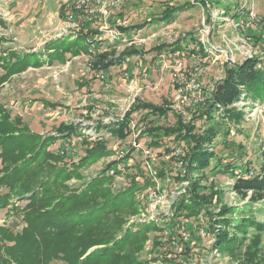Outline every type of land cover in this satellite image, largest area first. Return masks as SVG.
<instances>
[{
	"label": "rangeland",
	"instance_id": "obj_1",
	"mask_svg": "<svg viewBox=\"0 0 264 264\" xmlns=\"http://www.w3.org/2000/svg\"><path fill=\"white\" fill-rule=\"evenodd\" d=\"M168 1L119 0L118 6L113 8L108 7L109 2H106L103 9L94 8L93 17L76 21L72 18L73 0H0V52L4 49V52L13 51L18 57L35 53L30 57L26 56L35 61L36 58L39 57L40 60V57H43L42 49L45 45L55 40L66 39L64 44L69 49L76 45L84 48L82 41L73 40L80 34L99 33L95 39L99 41L98 49H94L93 41L87 42L85 39V43H89V50L74 55L66 52L63 61L55 60L53 63H49L46 57L47 64L36 68L30 65L24 72L12 76L9 81L0 85V105L11 112L12 116H16L19 123L36 136L34 147L25 148L16 160L22 161L31 157L37 151L40 140L47 137V144H50L46 149L39 150V154H42L38 156L40 164L45 152H56L60 145L67 147L62 142L64 137L58 131L61 126L80 125L77 129L78 137L70 142L74 152L69 146L65 152L66 156L79 153L80 142L87 137L91 141L100 137L108 140V148L112 152L108 156L89 162L76 172V176L63 181L71 192H79L78 195L85 201L92 198L101 199L112 193L123 192L133 176L139 180L140 177L134 169L123 170L119 175L113 174L109 183L97 185L94 190L87 187V183L93 182L106 168L109 171L110 166L117 168L118 165L114 167L115 165L110 164L120 162L119 152H126L129 148H133L134 152L129 160L124 159L125 164L140 166L144 170L143 174L148 176L149 186L133 192L132 202H135L136 212L133 213L132 209L128 215L122 216L125 223L116 230V233L121 231L124 236L127 231L137 233L139 228H145L148 238L140 250L136 248V243L129 242L123 248L122 255L140 254L149 257L155 252L160 257L162 250L166 249L176 256L170 264H264V230L259 235L253 232L249 234L245 241H242L244 246L232 253H218L212 247L213 234H217L219 230L215 225L213 232L208 230V219L215 223L222 208L237 209L246 203L230 191V177L203 171L202 168L187 170L185 163L181 164L180 160L174 159L169 161L170 156L163 153L164 149L175 147L174 154L182 156L180 148L173 140L181 129V126H176L175 123L178 121L180 124H187L198 105L195 102L190 106H180L175 101V96L179 95V92L181 95L191 96L188 89L189 80L193 79L199 86L200 95L223 78L225 66L238 65L252 57H257L258 62L264 65V0H236L240 10L247 14L241 13L245 17L243 22L229 18L231 13H228L227 17L223 15V11H226L223 5L228 4L229 0H208L209 23L200 3L194 0H175L173 5H193L176 13L169 23L149 22L153 16H158L154 13H159L160 7ZM235 9L236 4L232 6L231 12H235ZM132 26H138V29L125 33L118 30ZM187 34H193L202 44L206 57L188 55L189 51L182 56L175 53L160 57L147 52L160 44L170 45ZM129 47L141 50L146 55L130 57L121 66L108 68L103 73V78L94 70L95 54L114 50L115 55H118ZM187 49L196 50L193 43H188ZM44 53L50 56L46 48ZM243 98L236 103V107L244 113L243 120L234 125L237 133L232 132L227 140L243 147L246 153L243 159L245 162L255 160L258 153L264 152V102L252 105L250 100ZM135 100L155 105L169 103L171 111L165 117H150V120H154V126L176 131L168 137L163 133L158 141L161 144L159 147L147 148L150 139L146 135L139 136L148 122L143 121L145 114L140 112L132 115V132L125 141L110 137L109 124L121 118ZM199 102H202L201 99ZM177 116L179 117L176 118ZM97 125L101 127L95 131ZM133 142L135 148L132 147ZM222 148L218 146L216 150ZM144 149L149 151L148 156L144 154ZM226 152L221 153L222 159L231 162ZM9 163L11 164L7 165L0 158V176L6 166L9 168L14 164ZM153 164L157 167L166 164L162 179L155 176L154 172L157 171L152 170ZM124 172H128V176ZM177 177L180 178L179 181H176ZM57 188H53L52 192L64 193L61 188ZM195 192L198 196L206 198L210 208L207 207L205 213L196 214L195 218L178 219L176 225H172V232L179 234V243L186 249L189 257L179 258L182 255L178 242L174 243L179 249L175 246L173 249L172 243H165L163 249L153 247L154 244L169 238L171 226H166L162 232L157 231V226L163 228L167 223L164 218L172 215L170 207L178 196L192 195ZM30 195L11 199L6 208L0 209V227L10 229L13 234L26 227L22 211L30 204ZM256 217L264 229V216ZM142 234L144 233L140 231L137 235ZM228 236L232 239L237 237L232 233ZM153 239L156 241L154 244ZM95 248L90 249L86 255ZM50 264L62 263L53 260Z\"/></svg>",
	"mask_w": 264,
	"mask_h": 264
},
{
	"label": "trees",
	"instance_id": "obj_2",
	"mask_svg": "<svg viewBox=\"0 0 264 264\" xmlns=\"http://www.w3.org/2000/svg\"><path fill=\"white\" fill-rule=\"evenodd\" d=\"M174 1L169 0L163 4L160 7V12L154 13L158 16H153L149 22L169 23L176 13L193 5L187 3L173 5ZM194 1L200 3V7L206 13V21L209 23L210 7L208 4L210 2L208 0ZM235 4V12H231V8ZM223 7L226 8V11H223L225 17L231 13L229 18L232 20L245 21V17L242 15L245 12L240 10L236 0H229L228 4H224ZM137 29L138 26H132L118 30L125 33ZM91 34H80L73 40L74 42L82 41L84 48L76 45L69 49L64 44L66 39L55 40L45 45L50 56L49 54L46 56L45 48H43V57H40V60L38 57L35 61L26 57L35 53L18 57L13 51L4 52L5 49L2 50L0 52V69L3 74H0V85L9 81L12 76L24 72L30 65L36 68L44 63L47 64L48 62H45L46 57L49 63H53L55 60L63 61L66 52L74 55L77 52L89 50V43H85V39L87 42L93 41L94 49H98L97 43L99 41L95 39L98 38L99 33ZM1 42L0 40V46H2ZM188 43H193L196 50L187 49ZM147 52L155 54V57L175 53L182 56L183 53L187 52L188 55L206 57L205 48L193 34H187L184 38H180L170 45L160 44ZM143 55L141 50L133 47L125 49L118 55H115L114 50L95 54L94 70L99 72L112 66H121L128 58L133 56L144 57L146 54ZM201 94L202 102L197 104L198 107L194 110L195 112L189 122L187 124H180L178 121L175 123L176 126H181V129L173 140L180 148L182 156L174 154L176 152L175 147L166 148L163 153L170 156L169 161L174 159L180 160L181 164L185 163L187 170L202 168L203 171L208 170L230 177L229 179L232 180L229 187L230 191L246 203L237 209L222 208L221 214H217L218 219L215 220V223L210 221V218L208 219L207 227L211 232L215 230V227L219 230L217 234H213L214 244L212 247L215 251L222 254L232 253L244 246L242 241H245L249 234L251 235L253 232V234L259 235L264 230L263 225L258 222L256 217L258 215L264 216V152L258 153L255 160L250 159L243 162L246 157L243 147L227 140L232 132L237 133L234 125L240 124L244 116L243 111L241 112L236 107V103L241 101L243 97L250 100L252 105L264 102V65L258 62L257 57H252L244 60L241 64L225 66L223 78L211 88L205 89V92ZM169 111H171L170 106L166 102L155 105L135 100L121 118L115 119L113 123L109 124V135L118 141H125L132 132L130 126L132 115L140 112L145 114L143 121L148 122L139 136H148L150 142L147 143V148L159 147L161 144L158 141L163 133L164 136L168 137L170 133L174 134L176 131L172 128L154 126V120H150V117H165ZM197 122L198 124H196ZM79 126H61L58 131L64 137L62 142L67 147L60 145V149H57L56 152L51 150L45 152L43 154L44 159L41 160L40 164L38 163V156L40 157L42 154H39V150L46 149L50 144H47L46 136L40 140L37 151L31 157L17 161V156L25 151V148L32 149L34 147L33 143H35L36 136L21 125L16 116H12L11 112L9 113L3 105H0V158L7 165L11 164L9 162L14 163L10 165L11 167L9 166L10 169L6 166L2 176H0V209L6 208L11 199L31 194L28 197L30 204L22 211L26 227L14 234L10 229L0 227V264H50L53 260L62 264H151L155 262L170 264L174 262L173 257L176 258V256L166 249L162 250L160 257L155 252H152L153 254L149 257L140 254L122 255L123 248L129 242L136 243V248L140 250L148 238L145 228H139L137 233L127 231L124 236L121 235V231L116 233L118 227L125 223L122 221V216L129 214L132 209L133 213L136 212L135 202H132L133 192L149 186L148 176L143 174V168L136 164L127 166L124 162V159L129 160L132 157L133 148L124 152V155L119 158L120 162L115 161L110 164L115 165L114 167L119 166L118 168H111L110 166L115 175L121 174L123 170L134 169L136 175L140 177L138 180L136 176H133L129 186L125 187L123 192L112 193V195L101 199L92 198L85 201L78 195L79 192H71L72 190L62 183L70 179L71 176H76V172L87 166L89 162L99 157L108 156L112 152L108 148V140L100 137L91 141L87 137L80 142V154L75 153L66 156V149L70 146L71 140L78 135ZM100 127L101 125H97L95 131ZM218 146L223 148L216 150ZM70 147L74 152V148ZM222 152H226L232 161L223 160ZM239 161L242 163L238 164ZM164 165L166 164H163L162 167L152 165V170L157 171L154 172L155 176L160 179L165 175ZM108 171L106 168L94 178L93 182L87 183V187L94 190L97 185L109 183L114 175H108ZM124 173H127L126 176L129 174L128 172ZM179 180L180 178L177 177L176 181ZM60 184L62 185L60 186ZM56 187L61 188L64 193L52 192V189ZM187 195L178 196L175 203L170 207L172 215L164 218L167 223L163 228L157 226V231L162 232L170 225L169 238L158 243L153 239V244L156 243L153 247L163 249L165 243H172L173 249L178 248L174 242L179 243L180 237L179 234L172 232V225H176L178 219L195 218L196 214L205 213L207 207L210 206L206 198L198 196L196 192ZM140 231L144 234L137 235ZM229 233L237 237L232 239L228 236ZM120 235L122 237L117 240ZM179 245L182 255L179 258L189 257L182 244L179 243ZM93 247H96L94 251L86 255Z\"/></svg>",
	"mask_w": 264,
	"mask_h": 264
},
{
	"label": "built area",
	"instance_id": "obj_3",
	"mask_svg": "<svg viewBox=\"0 0 264 264\" xmlns=\"http://www.w3.org/2000/svg\"><path fill=\"white\" fill-rule=\"evenodd\" d=\"M108 3V7L110 6L111 8L113 7H117L119 4V0H73V8H74V14L72 15V18L76 21H81L82 19H87L90 17L94 16V8L99 7V8H104V4ZM107 7V6H106ZM101 10V9H100ZM104 12V11H102ZM105 13V12H104ZM104 71H99V75H101V78H103V73ZM188 89L191 92V96H185V95H181L179 92V95L177 94L175 97V101L178 103V105L180 106H190L193 103L197 102L196 104L200 103V99L202 101V94L199 92H201L199 90V86L197 84H195V81L189 80L188 83ZM200 97V98H199ZM132 146H135V143H132ZM136 147V146H135ZM134 147V148H135ZM144 154H146V156H148L149 151L144 149ZM120 154L118 155V158H121L124 155V151L123 152H119ZM119 166H117L118 168ZM109 175H113L114 172L111 169L109 172Z\"/></svg>",
	"mask_w": 264,
	"mask_h": 264
}]
</instances>
